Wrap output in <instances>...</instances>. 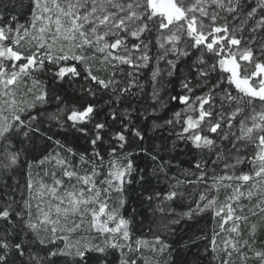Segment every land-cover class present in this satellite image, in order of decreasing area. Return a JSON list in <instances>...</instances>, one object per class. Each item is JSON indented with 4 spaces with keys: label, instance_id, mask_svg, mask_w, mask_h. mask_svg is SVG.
<instances>
[{
    "label": "snow or ice",
    "instance_id": "obj_1",
    "mask_svg": "<svg viewBox=\"0 0 264 264\" xmlns=\"http://www.w3.org/2000/svg\"><path fill=\"white\" fill-rule=\"evenodd\" d=\"M97 2L98 0H31L30 19L26 24H21L15 15L4 14L7 5L0 0V84L4 87L3 95L14 97L15 92L12 89L25 77L30 79L32 84L27 88V94L32 97L30 100H25L21 105H17L14 99L4 101L10 108L11 115L9 118L0 114V186L11 188L15 182L16 188H19L20 182L15 181V176L19 167L26 161L29 147L34 146L38 140L53 141V135H49L52 127H43L45 120L51 126L71 127L88 141L92 149L90 156L88 148L79 154L81 161L89 160L92 163V175L80 177L74 170H69L65 160L56 157V163L62 167L64 176L76 177L78 182L87 186V190L80 188L79 193L66 192L68 208L64 211L65 213L69 210L76 211L78 206L87 208L90 202H98V209H91V227L95 228L98 234L105 236L99 243L72 244L65 238L63 247L54 246L52 241L46 242L40 238L39 232L41 225L52 223L50 231L52 239L55 240L57 222L51 221L49 214L45 212H41L44 216L42 221L32 217L30 200L25 198L20 210L13 212L14 199L6 197L3 210H0V221H3V224H0V264H11L13 257L19 259L21 264H55L56 257L62 258L64 264H111L108 259L109 252L117 249L122 251L125 248L128 251L127 253L122 251L119 264H139L135 254L141 250L144 241L136 239L135 245L131 242L135 217L125 219L115 212H107V202L100 199L102 192L106 195L113 188L117 194L124 197L129 194V189L133 185L141 189L139 196L141 204L147 203L152 206L153 201H156L152 207V215L159 214L160 222L157 225V234H154L153 250L161 254L167 253L164 264H177L169 244L165 242L166 237L170 236H177L178 239L187 237L183 248H177L175 254L184 250L191 252L192 249H199L200 245H204L207 251L209 244L213 252L217 251L219 234L214 232L208 237L202 234L204 229L199 227L200 220L204 218L202 214L208 209H213L215 217L220 219L221 233L227 231L230 237L223 241V252L227 259L222 257L221 264H230L234 253L243 264H247L252 258L257 264H264V246L256 247L257 233L264 230V217L258 221L251 219V216L264 213V111L257 112L253 108L251 113L246 115L249 112V105L257 102L264 105V96H252L241 92L230 79L231 73L223 70L224 73L230 74L226 77L228 87H225L224 76L217 73V66L221 69L222 59L228 58V55L223 54L224 49L216 50L221 41H217L211 47L206 44L205 47V40L197 42L189 36L191 46L180 48L173 44L170 49H165V44L160 43L159 36L153 40L152 30L148 27L149 20L160 19L153 16L138 17L144 20V27L139 35L135 32L129 33L127 27L121 28L120 25L124 24L123 19L117 24L118 32L101 33L103 22L96 8ZM100 2L111 5L106 11L120 17L125 15V5L128 11L134 7V0ZM230 2L229 15L236 13L233 16V23L240 19V14H243L248 20H256V24L249 28L250 32L264 33V0ZM247 22L245 21L246 24ZM212 23L216 21L213 20ZM169 27L171 25L165 22L160 32L164 33ZM225 31H229L226 25L220 28V33ZM129 38L136 41L131 45L132 51L140 53L135 60L129 56L118 55V51L127 45L126 41ZM177 39L179 41V38ZM256 39L254 36L250 43L256 44ZM61 40L67 41L68 47L57 48L56 45ZM110 40L112 42H109ZM142 40L145 42L144 51L141 53ZM234 42L240 43L239 39ZM24 43L31 44L35 50L22 51L21 46ZM153 48H156L155 56L152 53ZM89 49L103 55V59L99 61L101 69L94 70L89 64L90 58L86 55ZM192 49L198 51L200 55L192 60L187 73L180 78L181 94L169 97L170 101H178L184 105L183 110L174 112L163 124L152 125L157 129L167 127L175 137L173 147L178 148L180 144H184L193 153L190 168L183 170L185 180L181 181L167 176V172L171 170V163L165 161L158 152L153 154L147 149H140L152 165L151 170L148 164L140 168L136 164L138 154L128 149L139 147L144 140V130L135 126L130 114L125 112L121 118L117 109L111 106L104 113V120L99 121L100 109L97 108L95 100L89 97L95 98L97 90H101L109 94L110 104H114L140 95L144 88L140 83V73L151 68L148 82L152 83L154 88L150 98L154 102L155 111L156 105L162 106L157 87L160 83L159 64H166L167 76L171 78L179 64L185 62L183 58L194 55ZM113 50H117V53L114 54ZM250 53L257 57V63L264 69V59L259 58L264 57V45L250 49ZM208 54L214 58L211 64L206 58ZM122 65L129 66V70L124 72ZM109 68L114 73L119 70L125 78L116 79L114 75L108 76L107 79L103 78L100 71ZM43 73L50 75L53 82L71 83L74 79L83 77L87 87L80 88L79 104H72L59 94L53 95L54 90H50L39 78ZM213 73H217L219 78L213 80ZM246 73L245 66L240 65L241 78H245ZM260 76H264V71L257 72L254 77ZM251 78L249 77V80ZM232 85L246 99L234 95L230 91ZM133 87L141 89V93L132 91ZM256 90L259 91V87ZM196 92L200 94L195 95ZM52 99L56 101V110L41 113L37 106L48 105ZM128 102L131 103L130 100ZM30 110L36 111L37 114L33 115ZM3 111V107H0V113ZM194 113L198 114L193 115ZM141 115H147L146 108ZM117 120L120 121L119 129L113 132ZM253 125L257 126L255 134L248 136L246 130L251 131ZM109 133L113 134L109 136ZM133 138H136L135 144L132 143ZM167 140L168 138H163L162 147L165 153L168 150ZM54 143L64 148L59 140H55ZM25 144L29 147L22 149L20 145ZM244 144L248 147L254 146L250 154L241 155L247 151L246 147L241 146ZM66 151L71 153L73 149L69 147ZM22 152L24 161L21 159ZM105 155L109 157L108 178L102 183L107 187L101 189L97 188L93 177L97 175V165H104ZM50 158L46 155L40 163L43 164ZM246 161L252 164L249 172H244L238 167ZM28 167L30 168L31 164ZM161 175L169 181L168 191L163 195L159 191L154 192L153 185V179L159 181ZM61 183V180L54 181L56 186ZM44 187L41 185V188ZM193 187L195 191L189 192L188 189ZM25 188L31 198L34 183L30 176ZM221 188L231 189V192L226 193L224 203H218L213 195L214 191ZM48 191L57 195L55 186ZM245 196L249 201L254 198L257 200L254 207L259 212H251V216L243 214L241 198ZM185 200L188 201L187 204ZM62 203L61 200L56 207L57 214L61 213ZM125 203L124 199L120 200L121 206ZM237 209L240 210L239 213ZM25 214L28 217L25 227L36 240L34 246L22 241L21 236L16 234V222L24 220ZM102 215H106L107 220L101 221ZM109 221L115 223V227H109ZM229 223L231 227H228ZM184 225L186 227L182 228ZM79 227L81 225L76 224L72 230ZM125 241L127 243H124ZM193 256V264H197L195 257L199 256V252L193 253ZM145 264L150 262L146 260Z\"/></svg>",
    "mask_w": 264,
    "mask_h": 264
},
{
    "label": "trees",
    "instance_id": "obj_2",
    "mask_svg": "<svg viewBox=\"0 0 264 264\" xmlns=\"http://www.w3.org/2000/svg\"><path fill=\"white\" fill-rule=\"evenodd\" d=\"M141 1H143L144 3V12L141 16H153L160 18L157 20L148 21V27L152 30V37L153 40H155V37L160 34V28L164 26V23L166 21L164 20V17L162 15H158L153 11V9L149 6L147 0ZM221 1H223L225 10L231 7L230 0ZM3 3L7 5V7L4 8L5 15H15L18 19V22L21 24H26L28 22L31 15V0H3ZM234 15H236V13L229 15L227 11H220L218 15L215 16L216 23L211 24L209 33L207 35H204L202 32L195 30L193 19L187 15H183L182 18H180L178 21L181 22V24L183 25V35L181 36V42L183 43V47L191 46L192 41L188 39L189 36L193 37L197 42H203L205 40V47L206 44L208 47H211L212 45L216 44L217 41H221V43L217 46L216 50L220 51V49H224L223 54L228 55V58L231 57L230 51L232 50V48L234 49L245 47V56L247 57V60L238 61L236 66L238 75L240 65H242V63H245L247 69L246 79L248 80L250 85L252 86V81L259 79H263L264 83V76L254 77L257 72L264 71V69H262L257 63V57L251 55L250 53V49H254L260 45H264V38H262L264 37V33L256 32L254 34L253 32L249 31V28L256 24L255 19L248 20L246 16L240 14V19L236 20L235 23H233ZM185 16H187V19H185ZM245 21H248L247 24L245 23ZM140 22L144 27V20L140 19ZM225 25L229 28V31L220 33V28ZM241 28H243L242 32ZM254 36L257 38L256 44H251L250 41L254 38ZM236 39H239V44L234 42ZM135 42V40L129 38V40L126 41L127 45L123 48L127 49L132 53H135L136 59V57L140 55V53L132 51L131 45ZM144 42L145 41L143 40L141 41V53L144 51ZM191 52L194 53V55H190L189 57L183 58L185 62L179 64L178 69L176 70L174 76L171 78L167 76L166 64H159L160 83L157 87L159 99L162 101V106L156 105L155 111H153L154 102L150 98L154 88L153 84L148 82L151 77V68L140 73V83L144 85L143 92L141 93V89L136 87H133L132 89V91L134 92L141 93L140 95L129 97L123 102L118 101L114 104H110L109 94H106L101 90H97V95L95 98L89 97L90 99L95 100L97 108L100 109L99 121L104 120V113L107 112L109 106H111L117 109V111L121 115V118H123L125 112L130 114L131 118L135 123V126L144 130V140L139 144V147L128 149V151H132L138 154L136 164L140 168H144L146 164H148L149 170H151L152 167L150 160L145 157L144 153L141 152L140 149H147L153 154L158 152L161 156H163L165 161H170L171 163V170L167 172V176L175 177L176 179H179L181 181L185 180L183 170L190 168V162L192 160L193 153L189 151V148L184 144H180L178 148H174L173 141L175 140V137L171 134L170 130L167 127L163 129H157L153 128L152 125L154 123L163 124V122L169 119L174 112L183 110L184 105L180 104L178 101H170L169 97L181 94L179 84L180 78L182 77V75L187 73L188 66L192 62V60H194L196 56L200 55V53L195 49H192ZM152 53L154 56L156 55V48L152 49ZM86 55L90 58L89 64L93 67L94 70L101 69L99 61L103 59L102 54L96 53L94 49H89L87 50ZM206 58L208 59L210 64L214 62V58L211 57L210 54L206 55ZM259 58L264 59V57ZM227 59H222L220 65L221 69H219V67L217 66V73H220L224 76L225 87H228L226 77L227 75H230L228 73L223 72V70L230 72V70L224 64ZM249 60L251 61L250 63L248 62ZM121 67L124 69V72H127L129 70V66L127 65H122ZM217 73H213V80L219 78ZM230 73V79L233 81L236 88L240 89L241 92L247 93L248 95H252L251 93H249V91L245 90L242 85L238 84L239 81L235 79V77L232 75V72ZM100 75L105 79H107V77L110 75H114L116 79L125 78L120 74L119 70L114 73L111 71L110 68L101 70ZM238 75L237 77L240 78ZM249 77L252 78L249 80ZM39 78L44 81V84L47 85L50 90H54L53 95L59 94L63 96L66 101H71L72 104L76 105H78L81 100L80 88L87 87V84H85L83 77L74 79V81L71 83L69 81L53 82L51 80V76L47 73L40 74ZM29 83L31 84V80L29 81ZM31 85L29 87H31ZM235 86L232 85L230 91H232L234 95L240 96L241 99H246L243 94L239 93L238 90L235 89ZM199 94V92L195 93V95ZM129 100L131 101V103L128 102ZM138 101L140 102L138 103ZM244 103L246 104L247 101L245 100ZM260 105L262 104H259L258 102L254 105H249V111L253 108L259 107ZM37 107L39 108L41 113L53 112L56 110V101L52 99L49 101L48 105H38ZM196 107L198 108V105H196ZM145 108L147 109V115H141ZM133 109H136L137 111H133ZM32 114L36 115L37 113L36 111H32ZM196 114L198 113H194L193 115ZM137 116H139V119H137ZM119 125L120 121L117 120L116 127L113 129V132L119 129ZM91 126L92 125H89V127ZM43 127H52V132L49 133V135H53V141L38 140L34 146L30 147L27 144L20 145L22 149L24 147H29L26 161L19 167L18 172L15 176V181L20 182V187L16 188L15 182H13V187L11 188H3L2 186H0V210H3V204L5 203L6 197L14 199V204L12 208L13 212L20 210L23 204V199L26 198V195L28 194L25 188V184L29 176L31 177L34 183L32 195L36 191L38 199L37 203L39 207L41 206V202H43L45 196L50 195L51 192L48 191V189H51L54 186L56 187V185H54L55 180L62 181L63 185L61 186V189L63 187H68L72 184L74 180H77L76 177L69 178L64 176L62 167L60 165L56 167L57 156L60 159L65 160L69 166V170H74L78 176L83 177L85 175H92V163L89 160L81 161L79 158L80 152H83L85 148H88L89 156L91 155L92 149L89 146L88 141L78 131H75L71 127L59 128L57 126H51L47 123V120H45ZM177 130H179V128ZM112 134L113 133H109L108 135L111 136ZM163 138H168L167 153H165L162 147ZM135 139L136 138H133L132 140L133 144H135ZM55 140H59L61 144L64 145V148L62 149L61 147L57 146L54 143ZM241 146L247 148V151L242 152L241 155L251 153L253 148L252 146L248 147L246 144ZM69 147L73 149V152L70 153L66 151V149ZM117 150L119 151V149ZM46 155L50 156L51 158L48 161H45V163L41 164L40 161ZM21 159L22 161L25 160L23 152ZM104 160V165H97L96 171L99 174L93 177V182L96 184L97 188L101 189L107 187V185L103 184L102 181L108 178L109 157L105 155ZM120 162L125 163L126 161ZM29 164H31L30 168L28 167ZM238 167L244 172H249V170L252 168V164L246 161L244 164L239 165ZM189 179L192 178L189 177ZM172 182L174 183V181ZM168 183L169 181L166 180L163 175L160 176L159 181L154 178V192L159 191L163 195L165 192L168 191ZM209 183H211V181H209ZM41 185H44L45 187L41 188ZM84 188L85 190H87V186H85ZM140 191L141 189L139 188V186L133 185L129 189V194L125 195L124 197H121L119 194L116 193L115 189L113 188V190L108 192L106 195L102 192L100 199L106 201L107 203L111 199L118 200L120 198L126 201L123 206H120L118 216H122L125 219H129L131 216L135 217L134 230L131 233V242L133 243V245H135L136 239L144 241V243L141 245V250L136 252L135 254V258L138 260L139 264H145L146 260L149 261L150 264H164V261L167 259V253L161 254L158 251L153 250L154 234H157V225L160 222L159 214H157L156 216L152 215V207L155 206L156 201H153L152 206L148 205L147 203L141 204L139 202ZM188 191L193 192L195 191V188H189ZM227 192H231V189H220L219 191H214L213 195H215L218 203H224L226 199L224 198V196ZM41 193H43V196H41ZM187 203L188 201L185 200V204ZM241 203L244 209L243 214L251 216V212H259V210L254 207V205L257 203V200H255V198L252 201H249L245 196L241 198ZM98 206V202H90L87 208L84 207V209H81L77 214L73 216V218L71 216V218L67 219L52 217L51 214L48 213L50 220L57 222L55 224L58 229L56 233L57 238L55 240L52 239L50 231L53 227L52 223H49L47 225H41L39 232L40 238H43L46 242L52 241L53 245L58 247L64 246L65 238H67V241L72 244H76L77 242L99 243L103 241L105 236L98 234L95 228H93V231L88 234V236H83V232L81 231V227L83 226L85 220L89 219V217H92L91 209L97 208ZM183 210L186 209H177V211ZM41 212H47L44 211L43 207L39 208V210L37 211L36 215L38 216V218H36L42 221L44 219V216L41 215ZM237 212L239 213L240 210L237 209ZM202 215L204 216V218L200 220L199 223V227L204 229V232L202 234L208 237H211L214 232L219 234L217 242V251L213 252L212 246L209 244L207 251H205L204 245H200L199 249H192L191 252L184 250L178 251L175 254V250L177 248H183L187 237L185 236L184 239H178L177 236L166 237L165 242L169 244L170 250L177 264H193V253H196L197 251L199 252V256L195 257V259L197 260V264H221L222 257L224 259H227V256L223 252V241L230 238L228 232L225 231L221 233V230L219 228L220 219L215 217L213 209H208L206 213ZM262 217H264V213H260L257 216H251V219L254 221H258ZM25 221L26 220L24 218V220H19L16 222V234H19L21 236L22 241L28 243L30 246H34L36 240L34 239L33 234L30 233L25 227ZM0 224H3V221H0ZM76 224L81 225V227L72 230L73 226ZM108 226L112 227V222ZM183 227H186V225L182 226V228ZM228 227H231V223L228 224ZM257 241L258 242L256 244V247L264 246V230H261L257 233ZM124 243L127 242L125 241ZM245 251H247V249H245ZM41 254L43 255V253ZM250 255L251 253H249V256ZM120 258L121 256L118 249L109 252L108 259L111 261V264H119ZM54 260L55 264H64L62 258L56 257L54 258ZM11 264H21V261L13 257L11 260ZM230 264H243V261L234 253L230 259ZM247 264H257V261L252 258L247 261Z\"/></svg>",
    "mask_w": 264,
    "mask_h": 264
},
{
    "label": "rangeland",
    "instance_id": "obj_3",
    "mask_svg": "<svg viewBox=\"0 0 264 264\" xmlns=\"http://www.w3.org/2000/svg\"><path fill=\"white\" fill-rule=\"evenodd\" d=\"M149 6L153 9L155 13L158 15H162L164 17V20L167 24L171 25L164 33H161L158 35L160 37V43L165 44V49H170L173 44H176L178 47L183 48V43L181 42V36L183 35V25L181 22H178L180 18H182L183 15H187L194 21V27L195 30L202 32L204 35H207L209 33L212 21L215 20V16L218 15L220 11L228 12V9L225 10L223 1L221 0H165L170 2V5H164L161 0H147ZM111 5L107 3H101L100 0H98L96 4V8L98 10L99 15L102 17L103 27L100 29L101 33L105 31L109 32H118L119 28H117V24L121 19L124 20V24H121L120 27H127L128 32L132 33L135 32L137 35L143 30V25L140 22V17L144 12V3L141 0H134V7L131 11L127 10V6L125 5V15L123 17H120L118 15H115L112 12L106 11V9L110 8ZM55 19V17H54ZM177 19V20H174ZM55 30L53 25V31ZM179 38V41L178 39ZM109 42H112L111 40ZM68 47V42L61 40L57 43L56 47L60 48ZM21 50L27 52L28 50H35L32 48L31 44L24 43L21 46ZM231 57L227 59V61L224 63L227 68L232 72V75L235 77L237 81H239L238 84L242 85L245 90L249 91L252 95L255 96H264V83L263 79L261 80H254L252 81V86L248 82V80L245 78H241L240 74L238 75V71L236 69L237 61L239 60H247V57L245 56L246 48H232ZM113 53L116 54L117 50H113ZM118 55L121 56H129L131 59L135 60V53H132L128 51L125 48H121L118 51ZM234 57V58H233ZM242 65L245 66V63H242ZM246 68V66H245ZM237 75L241 78H238ZM28 78H23L21 80V83L14 87L12 89L13 92H15L14 97H6L3 95L4 87L2 84H0V107H3L4 111L0 114L3 116H7L10 118L11 110L8 108L7 105H5L4 101L6 100H12L14 99L16 101L17 105H21L25 100H30L32 97L27 94V88L31 85L29 83ZM30 84V85H29ZM32 86V85H31ZM253 87V88H252ZM259 87V91L256 90V88ZM257 112L264 111V105H260L259 107L254 108ZM251 113V110L246 114L249 115ZM257 126L253 125L251 131L246 130V134L248 136L255 134V129ZM254 147V146H252ZM59 165L57 164L56 167ZM97 174H99L97 172ZM239 174V172H237ZM60 185L56 186L57 195H54L53 193H50L49 196H45L43 199V202H41V206L38 207V199L36 191L30 198L29 195H26L25 199L30 200V210L32 217L38 218L37 211L39 208L43 207L44 211L51 214L52 217H57L60 219H67V218H73L75 214H77L81 209H84V206H78L76 211L69 210L67 213H65L64 209L68 208V199L66 197L67 191H75L76 193H79L80 188H84L85 185L78 182L77 180H74L71 185L68 187H63L61 189ZM221 190H224L221 188ZM246 191V189H245ZM86 199V197H84ZM226 198V194L224 196ZM63 201L61 206V213H56V207L58 204H60V201ZM120 199L118 200H109L107 205V212H115L119 213L120 208ZM226 200V199H225ZM23 205V204H22ZM99 207V206H98ZM97 207V209H98ZM25 220L28 219L27 215L25 214ZM40 220V219H39ZM107 220L106 215L101 216V221ZM91 221L92 217H89V219L85 220L83 226L81 227V231L83 232V236H88L93 231V228L91 227ZM112 221L108 222V225L111 224ZM112 227H115V223L112 222ZM120 256L122 254V251L124 253H127V248L123 249L122 251L118 249Z\"/></svg>",
    "mask_w": 264,
    "mask_h": 264
},
{
    "label": "water",
    "instance_id": "obj_4",
    "mask_svg": "<svg viewBox=\"0 0 264 264\" xmlns=\"http://www.w3.org/2000/svg\"><path fill=\"white\" fill-rule=\"evenodd\" d=\"M163 2L164 5H170V2L165 1V0H161Z\"/></svg>",
    "mask_w": 264,
    "mask_h": 264
}]
</instances>
